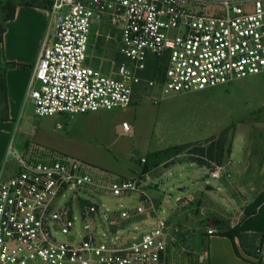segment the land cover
I'll use <instances>...</instances> for the list:
<instances>
[{
	"label": "built area",
	"instance_id": "1",
	"mask_svg": "<svg viewBox=\"0 0 264 264\" xmlns=\"http://www.w3.org/2000/svg\"><path fill=\"white\" fill-rule=\"evenodd\" d=\"M101 23L116 31L122 59L109 72L89 64ZM155 64L161 70L148 76ZM258 75L264 0H53L26 100L38 117L72 119L127 108L143 85L158 103ZM8 155L14 170L0 179V264H163L175 235L171 213L160 214L140 179L106 183L83 161L33 145L23 153L10 145ZM211 166L219 179L223 166ZM134 194L131 211L104 210L97 200ZM137 217L143 227L127 230Z\"/></svg>",
	"mask_w": 264,
	"mask_h": 264
},
{
	"label": "rangeland",
	"instance_id": "2",
	"mask_svg": "<svg viewBox=\"0 0 264 264\" xmlns=\"http://www.w3.org/2000/svg\"><path fill=\"white\" fill-rule=\"evenodd\" d=\"M115 37L116 31L106 23L95 29L88 52L91 66L107 72L115 68ZM2 114L0 99V118ZM58 117L30 113L17 133L16 149L21 148V142L29 141L33 144L27 150L33 145L35 152L45 155L63 153L74 157L106 183L125 178L140 179L146 186L149 182L157 184V188L148 186L146 190L161 206V215L171 213L175 234L163 264H207L200 255L205 247L195 248L194 233L214 229L216 234H224L239 224L245 209L264 192V75L172 95L158 103L143 85L131 106L80 115L69 120L65 129L54 131ZM124 122L129 125L127 132L123 130ZM227 128L231 154L222 165L219 179L210 176L211 169L192 163L186 153L154 157V167L143 175L138 163L149 151L204 143ZM42 131L50 134L38 139ZM97 200L111 212L131 211L139 203L136 194L130 199L103 196ZM142 218L128 222L127 230L143 227ZM251 251L262 260L261 242Z\"/></svg>",
	"mask_w": 264,
	"mask_h": 264
},
{
	"label": "crops",
	"instance_id": "3",
	"mask_svg": "<svg viewBox=\"0 0 264 264\" xmlns=\"http://www.w3.org/2000/svg\"><path fill=\"white\" fill-rule=\"evenodd\" d=\"M16 1L18 5L15 16L4 23L5 31L0 42V74L5 83L8 106L7 119L0 118V179L11 175L14 170V163L8 155L10 145L15 151L23 153L27 151L29 145L33 144L28 141L21 142V148L17 146L16 149L14 146L16 140L18 143L17 133L21 130L23 121L30 113L34 114L33 106L26 100V95L32 69L38 60L43 40L48 33L50 6L53 0ZM30 1H35V4L25 3ZM79 116L72 119L58 117L54 131L65 129L64 125L67 126L69 120L73 121ZM46 134L50 133L42 131L38 139H43V135ZM152 152L156 151H149L147 155ZM10 162L13 163L12 166L9 165ZM239 229L242 234L249 236L244 246L237 238L233 241L218 234L206 239L205 250L200 252V255L207 259V264H264V255L261 260L256 258L251 251L255 246L260 245V242L264 247V241L251 237L264 234V202L255 214L240 222Z\"/></svg>",
	"mask_w": 264,
	"mask_h": 264
},
{
	"label": "trees",
	"instance_id": "4",
	"mask_svg": "<svg viewBox=\"0 0 264 264\" xmlns=\"http://www.w3.org/2000/svg\"><path fill=\"white\" fill-rule=\"evenodd\" d=\"M25 3L32 5V4H35V1H30V2H25ZM17 5H18V1L16 0L0 1V42L3 39V35L5 31L4 23L14 18ZM116 59L119 62L122 61V59H120L118 55L116 56ZM158 70H161V69H158V65L156 64L152 65L150 67V73H148V76L151 75V72L153 74H156ZM0 99L3 103V114L1 118L7 119V111H8L7 95H6L4 79L1 74H0ZM228 131L229 129L227 128L223 130L219 134V136L217 137L214 136L212 138H209L204 143L174 145V146L168 147L160 151L149 153L146 156V158L140 159L138 164L142 168L143 175H146L149 173L151 168L154 167L152 165L153 164L152 159L154 157L163 159V158L175 156L181 153H186L189 156V160L192 163H195L196 165L200 167L211 169L212 164L215 166H222L226 162L229 155L231 154V149H230L231 144L227 138ZM263 202H264V192L260 194L253 201V203L250 204L245 209L242 220L255 214L258 207ZM239 224H237L235 227L225 232L224 234H218V235L228 237L233 241L237 238L239 239L241 244L244 246V243L249 236L244 235L240 232ZM208 237L209 236L207 235V232H204V242H203L201 249L204 247L205 241ZM251 237L253 239H259L260 241H264V234L252 235ZM195 238H196V232L194 233V236H193L194 245H195ZM236 252L240 256L238 250Z\"/></svg>",
	"mask_w": 264,
	"mask_h": 264
},
{
	"label": "water",
	"instance_id": "5",
	"mask_svg": "<svg viewBox=\"0 0 264 264\" xmlns=\"http://www.w3.org/2000/svg\"><path fill=\"white\" fill-rule=\"evenodd\" d=\"M148 186H151L153 188H157L158 185L157 184H154L152 182H149L148 183ZM185 189H183L184 191ZM203 242H204V233L201 229H198L196 231V238H195V248L196 249H201L202 245H203Z\"/></svg>",
	"mask_w": 264,
	"mask_h": 264
}]
</instances>
